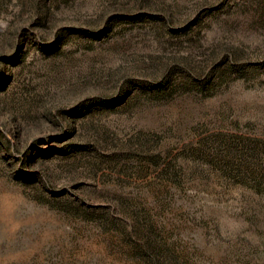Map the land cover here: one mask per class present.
Segmentation results:
<instances>
[{"label": "rangeland", "instance_id": "374dc122", "mask_svg": "<svg viewBox=\"0 0 264 264\" xmlns=\"http://www.w3.org/2000/svg\"><path fill=\"white\" fill-rule=\"evenodd\" d=\"M0 264H264V0H0Z\"/></svg>", "mask_w": 264, "mask_h": 264}]
</instances>
